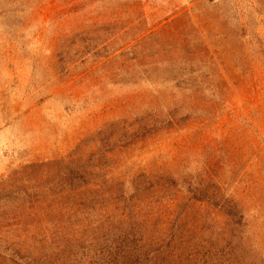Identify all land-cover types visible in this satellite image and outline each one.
<instances>
[{
  "label": "rangeland",
  "instance_id": "1",
  "mask_svg": "<svg viewBox=\"0 0 264 264\" xmlns=\"http://www.w3.org/2000/svg\"><path fill=\"white\" fill-rule=\"evenodd\" d=\"M0 264H264V0H0Z\"/></svg>",
  "mask_w": 264,
  "mask_h": 264
}]
</instances>
